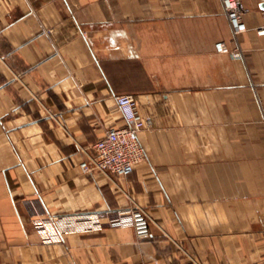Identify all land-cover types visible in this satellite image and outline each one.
I'll use <instances>...</instances> for the list:
<instances>
[{
	"label": "crops",
	"instance_id": "crops-1",
	"mask_svg": "<svg viewBox=\"0 0 264 264\" xmlns=\"http://www.w3.org/2000/svg\"><path fill=\"white\" fill-rule=\"evenodd\" d=\"M242 2L234 37L220 0H0V264H264V0ZM120 94L144 160L84 173ZM135 206L145 237L38 226Z\"/></svg>",
	"mask_w": 264,
	"mask_h": 264
},
{
	"label": "built area",
	"instance_id": "built-area-1",
	"mask_svg": "<svg viewBox=\"0 0 264 264\" xmlns=\"http://www.w3.org/2000/svg\"><path fill=\"white\" fill-rule=\"evenodd\" d=\"M220 2L233 36L244 33L247 30L244 22L246 9L242 0H220ZM256 33L264 35V11L262 22L256 28ZM214 48L215 51L229 54L233 58L242 56L241 49H230L222 41L216 42ZM114 99L125 124L105 129L92 145V153H87L86 158L79 163L84 173L96 170L107 176L127 177L144 160V151L138 133L151 127L152 118L138 111L137 103L132 95L120 94ZM148 221L149 216L146 211L135 206L102 214L78 213L65 217L48 215L40 220L38 226L41 235L50 236L51 239H58L68 232L95 231L103 226H131L139 237H145L148 235Z\"/></svg>",
	"mask_w": 264,
	"mask_h": 264
},
{
	"label": "water",
	"instance_id": "water-1",
	"mask_svg": "<svg viewBox=\"0 0 264 264\" xmlns=\"http://www.w3.org/2000/svg\"><path fill=\"white\" fill-rule=\"evenodd\" d=\"M260 7L264 10V2L260 4Z\"/></svg>",
	"mask_w": 264,
	"mask_h": 264
}]
</instances>
